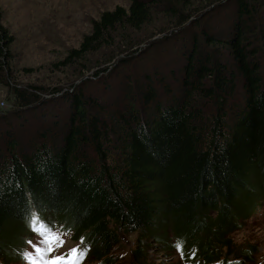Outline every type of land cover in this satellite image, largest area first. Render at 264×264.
<instances>
[{
	"label": "trees",
	"instance_id": "trees-1",
	"mask_svg": "<svg viewBox=\"0 0 264 264\" xmlns=\"http://www.w3.org/2000/svg\"><path fill=\"white\" fill-rule=\"evenodd\" d=\"M192 1L130 0L127 11L103 13L66 61H84L121 32L139 30L154 4L177 26L228 0ZM233 2L226 39L202 32L223 59L193 41L176 89L155 69L140 80L122 78L123 97L111 102L108 65L72 85L63 127L56 121L21 138L9 120L39 96L35 88L14 91L12 108L0 110V264L21 256L33 216L81 240L105 264L115 263L111 249L130 235L133 264H146L151 249L182 264H236L230 257L243 262L256 253L231 234L264 202V0ZM6 38L0 30V66Z\"/></svg>",
	"mask_w": 264,
	"mask_h": 264
},
{
	"label": "rangeland",
	"instance_id": "rangeland-1",
	"mask_svg": "<svg viewBox=\"0 0 264 264\" xmlns=\"http://www.w3.org/2000/svg\"><path fill=\"white\" fill-rule=\"evenodd\" d=\"M145 1L150 4L153 0ZM196 4L198 1H192V5ZM156 5L150 19L139 30L121 32L115 38L113 43L119 45L121 50L112 43L108 45V41L105 47L87 55L84 61L67 62L68 54L78 49L83 37L90 34L92 24L103 13L117 8L127 11L130 0H0V30L6 34L8 42L4 49L3 65L0 66V110L12 108L16 101L15 90L30 92L35 88L39 96L37 103L19 109L11 117L9 122L14 127H11V132L17 130V137L21 138L33 135L34 131L52 129L56 121L60 122L59 127H63L68 119L67 94L73 90L72 85H82L83 80L91 75L93 77L97 70L105 66L110 65L107 73L111 85L108 99L112 102L123 97L119 90L122 78L128 76L132 80H140L139 77L145 74L152 75L155 69H160L166 77V86L176 89L193 41H196L199 52L213 57L221 55L223 59L225 52L206 45L202 32H209L216 39H222L224 35L223 38L228 37L234 11L233 0L225 1L214 9L200 8L190 15L187 22L177 26L169 24V19L164 18ZM126 44H131L132 49L124 52ZM173 70L177 75L175 81L170 74ZM105 78L103 76L102 80ZM162 93L160 96L164 97ZM16 116L21 120H16ZM21 124L27 131L24 135V129L18 131ZM53 230L65 240L64 252L72 247H82L80 240H74L71 234L61 233L56 228ZM231 237L237 245H245L243 249L248 245L256 247V253L243 262L230 257L233 263L264 264V202L257 214L244 222V228L231 234ZM134 238V235L128 236L129 240L124 238L111 249L108 258H114V264H133L131 251L135 248ZM32 239L39 238L34 233L26 237L21 256L9 264H29L25 256H35L27 243ZM91 252L90 247H87L86 253L82 252L80 264H105V260L93 259ZM146 253V264H182L178 256L176 259L169 254L155 253L154 249Z\"/></svg>",
	"mask_w": 264,
	"mask_h": 264
},
{
	"label": "snow or ice",
	"instance_id": "snow-or-ice-1",
	"mask_svg": "<svg viewBox=\"0 0 264 264\" xmlns=\"http://www.w3.org/2000/svg\"><path fill=\"white\" fill-rule=\"evenodd\" d=\"M30 226L35 237L39 239L27 242L35 252V256L31 254L25 256L29 264H80L83 253L76 247L64 252L66 242L59 232L53 230L50 221H46L42 216H33Z\"/></svg>",
	"mask_w": 264,
	"mask_h": 264
}]
</instances>
